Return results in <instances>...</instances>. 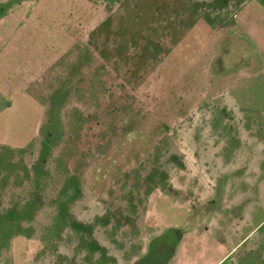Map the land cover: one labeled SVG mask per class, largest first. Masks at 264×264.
<instances>
[{"label":"rangeland","instance_id":"1","mask_svg":"<svg viewBox=\"0 0 264 264\" xmlns=\"http://www.w3.org/2000/svg\"><path fill=\"white\" fill-rule=\"evenodd\" d=\"M261 1L0 0V264H148L158 203L264 264Z\"/></svg>","mask_w":264,"mask_h":264},{"label":"crops","instance_id":"2","mask_svg":"<svg viewBox=\"0 0 264 264\" xmlns=\"http://www.w3.org/2000/svg\"><path fill=\"white\" fill-rule=\"evenodd\" d=\"M261 3V0H257ZM262 10L261 6L258 11ZM260 13V11H259ZM16 147H19L15 145ZM220 195V194H219ZM217 195V196H219ZM167 200L168 198L165 197ZM218 199V198H217ZM169 200V199H168ZM212 203V201L210 202ZM239 204L237 205V207ZM158 209L162 208V214L158 218V226L161 227V234L157 239L168 237V242L172 246L170 256L164 262V264H223L238 251V247L241 244V221L239 216V207L227 208L228 218L215 219V225H211L212 229L204 227L202 230L195 231L194 226H191L188 220L182 219V214H175L173 211L177 210L175 204L167 207L165 210L163 205L157 204ZM180 209H186L181 207ZM215 209V208H213ZM218 210L221 209L217 207ZM172 210V211H171ZM237 211L231 214L230 211ZM231 215H237L238 223L235 225V231L233 234L227 236L222 235V225H232ZM235 220V221H236ZM201 222V221H200ZM225 222L227 224H225ZM231 223V224H228ZM240 223V225H239ZM200 226V225H198ZM209 227V226H208Z\"/></svg>","mask_w":264,"mask_h":264},{"label":"flooded vegetation","instance_id":"3","mask_svg":"<svg viewBox=\"0 0 264 264\" xmlns=\"http://www.w3.org/2000/svg\"><path fill=\"white\" fill-rule=\"evenodd\" d=\"M171 248L172 246L168 242V237L157 239L152 246L151 252L148 253V255L150 254L153 256L148 257L152 259L148 264H164L170 256Z\"/></svg>","mask_w":264,"mask_h":264}]
</instances>
